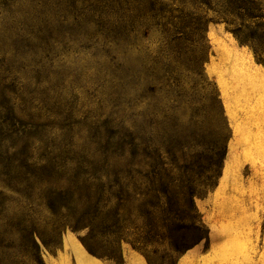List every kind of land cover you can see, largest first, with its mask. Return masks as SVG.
<instances>
[{
    "label": "rangeland",
    "instance_id": "1",
    "mask_svg": "<svg viewBox=\"0 0 264 264\" xmlns=\"http://www.w3.org/2000/svg\"><path fill=\"white\" fill-rule=\"evenodd\" d=\"M186 2L154 0L149 12L146 0H0V191L10 199L0 207V264L21 253L9 188H27L41 215L37 233L54 242L44 248L37 239L43 264H146L127 242L118 260L90 256L79 241L86 231L71 230L105 195L101 185L117 190L102 177L126 179L130 200H143L140 211L125 205V226L141 238L156 240L162 186L167 198L180 185L193 193L195 212L178 197L180 226L202 229L174 236L180 254L152 244L154 264H264L256 61L223 22L196 29L181 21L212 16ZM19 178L28 185H12ZM70 200H79L75 214L49 215Z\"/></svg>",
    "mask_w": 264,
    "mask_h": 264
},
{
    "label": "trees",
    "instance_id": "2",
    "mask_svg": "<svg viewBox=\"0 0 264 264\" xmlns=\"http://www.w3.org/2000/svg\"><path fill=\"white\" fill-rule=\"evenodd\" d=\"M176 1L181 5L187 3L186 0ZM146 3L148 6L145 8L148 9L149 12H152L154 0H146ZM191 4L196 7V11L204 6L207 11L212 13V16L208 19L204 14L202 15V13H189L182 16L181 21H184V23L188 25L190 22H194L196 29H199L204 21L216 20L223 22L230 28V32L237 43L240 46L247 45L252 50L256 64L264 68V0H219L218 4L215 3L216 6H214V8L211 7L213 5L212 0H192ZM100 163L104 167L108 166L106 158ZM16 167L20 168L22 166L17 165ZM216 171L217 170H215V173ZM215 173L214 176H217L218 173ZM102 179L106 180L107 186L116 187L117 190L112 192L109 187L104 190L103 185H101L99 190L105 195L92 206L88 204V209L83 214L85 219L80 220L81 224L78 225L76 221V225L70 227L74 232L81 230L86 231V234L81 237L79 241L90 256L101 259L118 260L120 259V244L121 242H127L133 250H136L144 256L146 264H154L149 258V255L153 254V252L149 251L152 244L165 242L169 247L170 253L180 254L183 247L179 244L177 245V238H174V236L181 233L184 229L196 231L202 229L199 222L193 221L191 222L192 224L190 223V227L184 228V226H180L182 224V218L178 215V209L180 208H178L177 203L178 197H182V199L189 204L190 211L195 212L193 206L194 196L192 192H189V188L185 187V192H183L184 188L180 185L179 188L167 198L168 189L166 186H162V191L160 193L164 196L166 202L161 204L159 208L161 222L158 227L154 228L156 240L150 237L141 238L134 235L132 236V234L128 232V226H125V223H129L130 221L129 217H127L128 215L125 214L127 210L125 205L132 204L133 202L139 203L137 211H140L144 209L142 205L143 200L138 198L130 200L127 193L129 183L126 179H122L123 183H121L118 178L115 177V182L112 184L107 181V177H102ZM102 179L98 177L95 180L101 183ZM28 182L26 178H19L13 180L12 185L24 184V186H27ZM132 182L134 186L137 184V181L134 179H132ZM9 185L10 184H8V186ZM6 186L7 185H4V187ZM26 189L27 188H25L24 191L10 188L7 190L10 195L16 197L17 204L19 205V208H17V223L15 224L14 235L17 237V243L18 247L21 249V253L20 255H16L12 264H43L37 239L44 248L53 246L54 242L44 241L37 233L36 225L41 220L39 218L41 215L39 211H36L30 200V196L26 194ZM154 192L157 193L159 191ZM133 195H140L141 197L144 194L140 191L139 193L133 192ZM110 199L115 201L113 206H111ZM5 202H10V199L4 196L3 192L0 191V207H3ZM21 202L23 204H21ZM78 203L79 200L74 202L70 200L67 206L57 204L55 208H48L49 215L60 216L63 211H67L69 215H73L77 210ZM144 214L148 215L147 213ZM138 216L142 217L140 213H138ZM60 231L61 230H58L57 235ZM203 238L206 239V237Z\"/></svg>",
    "mask_w": 264,
    "mask_h": 264
},
{
    "label": "crops",
    "instance_id": "3",
    "mask_svg": "<svg viewBox=\"0 0 264 264\" xmlns=\"http://www.w3.org/2000/svg\"><path fill=\"white\" fill-rule=\"evenodd\" d=\"M252 70L254 72L250 74V81H252L254 87V106L259 105V103L264 105V70L255 62ZM80 256L84 258L81 252Z\"/></svg>",
    "mask_w": 264,
    "mask_h": 264
}]
</instances>
